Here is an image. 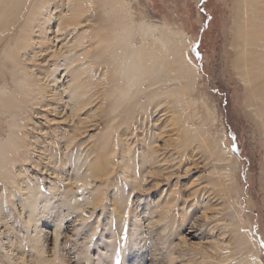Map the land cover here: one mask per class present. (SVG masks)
Instances as JSON below:
<instances>
[{
	"label": "rangeland",
	"instance_id": "obj_1",
	"mask_svg": "<svg viewBox=\"0 0 264 264\" xmlns=\"http://www.w3.org/2000/svg\"><path fill=\"white\" fill-rule=\"evenodd\" d=\"M126 1L188 74L168 52V82L134 93L99 0L76 28L60 25L80 0H0V264H264V101L238 71L237 37L255 36L240 0Z\"/></svg>",
	"mask_w": 264,
	"mask_h": 264
},
{
	"label": "bare ground",
	"instance_id": "obj_2",
	"mask_svg": "<svg viewBox=\"0 0 264 264\" xmlns=\"http://www.w3.org/2000/svg\"><path fill=\"white\" fill-rule=\"evenodd\" d=\"M99 1L102 3L101 7L102 9H105V13L109 14L111 10L112 13L114 12V14H118L117 22L115 24V26H118V30L112 29L114 36L113 42L108 44V48L121 43L125 52L131 51L128 53L131 55H127L126 53L125 58L127 60V76L129 74L128 80L133 81L136 85L135 90H133L134 93H141L143 90L142 85L146 78L155 76L157 73L159 76L156 78L157 81L154 82L153 85L168 82L170 74L168 76V73H165L166 77L164 76V70H167L165 66L166 61L161 62L159 60L163 58V55H167L168 52H171L169 57H172V60L170 63L173 67H176L177 73L181 70L188 74V68H186L185 63L178 65L183 61L182 55L178 51V42L170 34H161L157 39L155 37L153 38L156 29L151 27L150 24L144 22V18H140L139 22H136L131 14L129 3L126 0ZM87 2L90 3V0H80L77 4L78 6H76L77 11L73 10L70 19L63 21L60 26L67 27L68 25H72V27L74 26L76 28L80 25L82 16L85 12L83 8L85 6L84 3ZM259 3H264V0H240V14L243 13V16L246 19L242 23L243 25L241 24V27H244L245 30L253 31L255 36H247L245 33H240L237 37L238 41H240V49L238 48V51L240 50L241 59L239 60L241 65L238 66V71L243 77H246L247 75L252 76V78L247 81L250 88H252L251 94H254L256 100L262 98L264 101V17H261L260 13L261 11H264V9L262 10L261 8L263 7L261 6L258 8ZM107 8H109V10H107ZM248 8H250L251 11L248 12ZM111 24L112 23H110V25ZM129 48L136 49L131 50ZM258 88L259 90H257ZM8 111H12L11 108H8ZM13 147L14 144L11 143L8 149H13ZM0 149L2 152L0 156L6 158L8 156L7 151L3 146H0Z\"/></svg>",
	"mask_w": 264,
	"mask_h": 264
}]
</instances>
